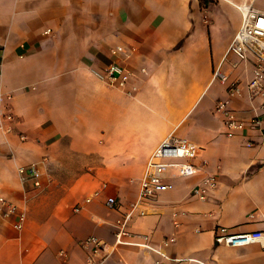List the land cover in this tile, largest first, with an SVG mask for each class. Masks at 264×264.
<instances>
[{"label": "crops", "instance_id": "obj_1", "mask_svg": "<svg viewBox=\"0 0 264 264\" xmlns=\"http://www.w3.org/2000/svg\"><path fill=\"white\" fill-rule=\"evenodd\" d=\"M248 2L264 10V0H0L1 104L13 114L0 121V194L26 213L20 229L16 215L0 213V264H86L87 235L109 250L115 220L169 132L196 146L198 171L167 168V187L128 228L182 258L166 264H264L258 242L214 241L219 225L264 229V104L247 88L252 60L227 52L236 4ZM219 5L228 16L215 14ZM111 62L127 73L123 87L105 79ZM231 82L240 93L228 106L245 124L228 135L215 105ZM32 162L40 186L19 178L17 166ZM206 174L216 185L200 198L193 188ZM156 257L117 245L100 264Z\"/></svg>", "mask_w": 264, "mask_h": 264}, {"label": "built area", "instance_id": "obj_2", "mask_svg": "<svg viewBox=\"0 0 264 264\" xmlns=\"http://www.w3.org/2000/svg\"><path fill=\"white\" fill-rule=\"evenodd\" d=\"M236 6L240 10L241 20L227 46V52H234L241 59L252 60L253 74L247 82V88L252 95H260L262 104H264V27L261 26L264 24V10L255 7L250 2L236 4ZM214 76L219 77L221 80L227 79V74L220 72L218 68L214 70ZM105 79L111 85L123 87L127 80V73L123 67L111 62L106 66ZM227 92L228 96L217 100L215 108L224 115L226 132L228 135H232L235 130L243 128L245 122L237 118L228 106L230 97L240 93L238 85L231 82L228 85ZM7 96L11 97V94L8 93ZM2 98L3 96L0 94V121L2 119L11 120L13 114L1 104ZM259 122L258 118L253 117L251 119L252 124H259ZM196 153L197 148L189 139L173 132H169L159 142L147 159L145 170L139 179L136 199L114 222V240L109 245V250L101 252L106 243L95 235H87L81 240V244L89 248L86 264H100L117 245H132L153 251L157 254L154 259L155 264H166V260L182 259L170 256L163 249L152 244L148 234L130 230L128 223L134 214H146L145 202L167 187L168 184L164 176L167 168H173L182 176H189L198 171L197 164L193 161ZM17 172L21 181L31 179L34 186H40L39 171L35 162L18 165ZM215 185V177L206 174L193 190L200 198H205V190L213 188ZM95 193L97 191L86 197L85 201H88ZM115 203L116 199L113 196L106 198L108 206L112 207ZM79 207L80 204H76L74 210H78ZM0 213L3 215H16L13 224L17 229L22 228L26 217L24 206L0 194ZM167 239L171 241L174 237L170 236L165 240ZM214 241L233 246L258 242L264 247V229L234 231L226 226L219 225L214 229Z\"/></svg>", "mask_w": 264, "mask_h": 264}, {"label": "rangeland", "instance_id": "obj_3", "mask_svg": "<svg viewBox=\"0 0 264 264\" xmlns=\"http://www.w3.org/2000/svg\"><path fill=\"white\" fill-rule=\"evenodd\" d=\"M214 12H215L216 15H221V16H224V17L228 16L227 11L221 5L215 7Z\"/></svg>", "mask_w": 264, "mask_h": 264}, {"label": "snow or ice", "instance_id": "obj_4", "mask_svg": "<svg viewBox=\"0 0 264 264\" xmlns=\"http://www.w3.org/2000/svg\"><path fill=\"white\" fill-rule=\"evenodd\" d=\"M261 26L264 27V24H262Z\"/></svg>", "mask_w": 264, "mask_h": 264}]
</instances>
